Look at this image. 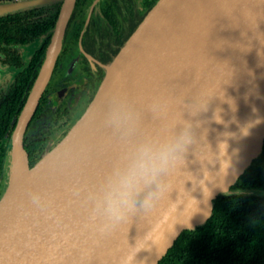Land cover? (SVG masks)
Returning a JSON list of instances; mask_svg holds the SVG:
<instances>
[{
  "label": "water",
  "instance_id": "obj_1",
  "mask_svg": "<svg viewBox=\"0 0 264 264\" xmlns=\"http://www.w3.org/2000/svg\"><path fill=\"white\" fill-rule=\"evenodd\" d=\"M74 3L64 0L47 58L13 132V175L0 198V264H158L183 230L212 214L214 200L225 193L217 173L221 164L222 171L227 168L223 185L231 189L263 149L264 0H158L106 66L81 117L31 166L25 131L52 74ZM118 105L132 114L130 125L113 123ZM180 116L198 124L201 158H213L226 143L225 155L223 145L220 152L224 160L206 165L214 176L205 171V179L216 180L200 181L210 194L205 197L201 185L193 189L192 181H185L198 208L185 193L184 205L178 200L164 211L107 222L96 210L106 175L137 139L169 134ZM194 147L185 170L202 179ZM18 152L25 163L20 174ZM177 187L183 192V179ZM170 198L176 200L175 190Z\"/></svg>",
  "mask_w": 264,
  "mask_h": 264
},
{
  "label": "trees",
  "instance_id": "obj_2",
  "mask_svg": "<svg viewBox=\"0 0 264 264\" xmlns=\"http://www.w3.org/2000/svg\"><path fill=\"white\" fill-rule=\"evenodd\" d=\"M157 1L147 0L142 16ZM106 4L108 6H104L103 10L114 27L111 33L115 34V43L98 65L100 75L95 80L90 67L85 64L93 83L75 117L69 113V109L58 107L55 111L47 106L48 88L44 90L24 135V146L31 166L52 149L68 133L76 119L81 117L106 75V66L111 64L135 30L134 27L125 28L121 23L117 13L120 8L124 9L121 4H110L109 1ZM45 6L27 7L0 16V60L17 69L14 81L0 98V198L6 188L8 151L13 132L39 76L52 32L46 35L43 48L37 50L27 63L23 62L17 54L19 51L12 45L34 41L56 27L60 6L56 12L48 14L45 13ZM60 62L59 58L55 63L56 68ZM46 115L50 116L47 125L41 124L31 132L33 124ZM54 129L62 133L50 144ZM231 190V194L221 193L216 197L213 212L204 223L181 232L158 264H264V146L258 157L231 186Z\"/></svg>",
  "mask_w": 264,
  "mask_h": 264
},
{
  "label": "clouds",
  "instance_id": "obj_3",
  "mask_svg": "<svg viewBox=\"0 0 264 264\" xmlns=\"http://www.w3.org/2000/svg\"><path fill=\"white\" fill-rule=\"evenodd\" d=\"M206 105L200 109L206 108ZM111 119L114 124L120 126L125 123L130 125L134 118L130 112L123 110L122 106L118 105L113 111ZM215 119L219 122V115H216ZM196 126L198 124L194 126L191 120H184L180 116L174 122L173 130L169 134L165 136L145 134L130 146L122 160L115 163L106 175L103 188L97 198L96 210L107 222L114 225L133 215H151L154 212L164 211L178 200L182 201L180 204L184 205L189 199H193L198 208L199 202L191 196L190 191H186L184 188L185 181H192L193 189L197 184L201 185L200 181L202 180L203 182L205 180L215 181L216 179H205V171H207L208 177L214 176L210 174L206 165L215 164L218 159L220 163L224 160L221 157L225 155L226 143L219 144L218 152L212 151L215 153L213 158H201L196 151L199 143L195 132ZM246 131L245 129V134ZM193 145L195 146L193 154L202 166V179H198L192 172L185 170L187 167L186 158ZM207 145L211 149L208 143ZM221 145L224 146L223 156L220 155ZM221 169L222 164L217 172L222 174L219 186L225 194H231L232 190L223 185V176L227 168L223 171ZM180 179H183V192L177 187ZM202 188L204 191V187ZM174 190L177 193L175 201L170 198ZM207 190V194L204 191L205 197L210 194L208 188ZM236 191L239 193V189ZM185 193L189 198L187 200Z\"/></svg>",
  "mask_w": 264,
  "mask_h": 264
},
{
  "label": "flooded vegetation",
  "instance_id": "obj_4",
  "mask_svg": "<svg viewBox=\"0 0 264 264\" xmlns=\"http://www.w3.org/2000/svg\"><path fill=\"white\" fill-rule=\"evenodd\" d=\"M28 1L34 0H0V5ZM108 1L110 4L117 2L123 6L124 9L120 8L121 11L117 10V13L121 23L127 29L136 28L145 17L142 15L147 5V0H75L56 60L57 63L58 59H61L60 65L56 68L55 64L48 81L49 84L47 83L48 86L46 85L45 87V90L48 88L47 106L54 108L55 111L58 107L69 109V113L75 117L77 110L82 108L84 97L87 98L89 95L93 79L95 80L100 75L98 65L102 63L101 60L105 55L111 51L109 47L116 40L115 34L111 33V30H114L111 19L106 16L103 10L104 6H108L106 4ZM63 4L64 0H47L43 3L17 7L10 10V6H7L8 11L0 12V16L27 7H44V5H46V14L51 11L52 13L56 12L60 6V15ZM49 32H52V35L45 52L44 59L46 60L53 38L54 28L42 34L34 41L26 44L12 45L19 51L17 54L21 56L23 62L27 63L37 50L43 48L44 40ZM66 45L68 46L67 48ZM85 64H88L90 67L94 75L93 79L87 74L88 70H86ZM16 73V68H11L3 64L0 60V98L8 91L7 88L14 81ZM49 117V115H46L40 118V120H37L31 127V132L38 129L41 124L47 125L46 122ZM61 133L54 129L53 137L49 143H53Z\"/></svg>",
  "mask_w": 264,
  "mask_h": 264
},
{
  "label": "rangeland",
  "instance_id": "obj_5",
  "mask_svg": "<svg viewBox=\"0 0 264 264\" xmlns=\"http://www.w3.org/2000/svg\"><path fill=\"white\" fill-rule=\"evenodd\" d=\"M7 6H10L9 10L10 9H13V8H17V6H15V4H12V5L11 4H8L7 5V3H6L5 5H0V12L5 11L8 8ZM6 11H8V10H6ZM5 72H6V70H5ZM12 154H13V147H12V142H11L10 149L8 151L9 157H8L7 169H6L7 178H6V188H5V190L9 186L10 181H11V178H12V175H13V160H12Z\"/></svg>",
  "mask_w": 264,
  "mask_h": 264
},
{
  "label": "bare ground",
  "instance_id": "obj_6",
  "mask_svg": "<svg viewBox=\"0 0 264 264\" xmlns=\"http://www.w3.org/2000/svg\"><path fill=\"white\" fill-rule=\"evenodd\" d=\"M28 114L29 112L26 113V117L28 116ZM24 169H25L24 157L22 156L21 152H18L16 155V168H15L16 173H18V171H19V174L23 173Z\"/></svg>",
  "mask_w": 264,
  "mask_h": 264
}]
</instances>
